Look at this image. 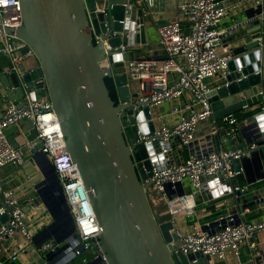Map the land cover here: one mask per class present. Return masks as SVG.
Segmentation results:
<instances>
[{"label": "water", "instance_id": "water-1", "mask_svg": "<svg viewBox=\"0 0 264 264\" xmlns=\"http://www.w3.org/2000/svg\"><path fill=\"white\" fill-rule=\"evenodd\" d=\"M21 6L24 26L18 35L35 58L21 65L25 72L23 81L30 84L27 89L16 74H3L0 70L3 88L8 90L6 99L15 101L17 96L21 99L18 107L23 106L26 93L33 100L51 101L68 152L94 208L100 227L98 246L108 264H213L201 254L171 256L167 245L178 241L175 226L170 220H157L145 192L150 185L144 182L152 175L149 158L155 151L141 146L132 154L123 131L126 121L133 136L138 129L144 134L155 130L154 123H145L150 119L149 109L131 90L127 75L121 70L131 48L145 43L146 13L152 18L168 9L177 11L179 0H141V4L138 0H21ZM245 12L258 29L236 39L244 43L233 51L236 59L224 78L226 84L213 89L209 99L219 128H225V117L242 111L244 102L255 108L236 138L230 134L231 129L218 134L227 150L256 146L251 158L234 163V170L241 173L237 179L254 185L264 182V97L260 95L264 87V3L250 5ZM106 44L113 49L125 47L127 51L117 55L112 51L109 67L103 63ZM11 67L9 62L7 70ZM239 67H243L242 74L247 78L237 83ZM30 69L33 71L28 73ZM259 70L263 74L255 75ZM39 80L43 83L36 85ZM107 80L116 86L118 104L111 97ZM120 101L126 105L121 106ZM123 110L126 116L120 119ZM6 134L16 149L20 147L19 135H27L28 142L37 138L30 121H21ZM217 136L213 137L214 143ZM41 148L42 143H38L29 152L23 150L25 158L32 155L42 176L36 192L53 220L36 238L44 236V242L62 244L61 224L68 220L75 232L74 222L55 168ZM260 187L255 191L259 199L246 203L241 196L237 199L239 207L264 206V184ZM40 202L37 198V206ZM8 221L7 214L1 216L0 227ZM75 238L78 239L76 234ZM51 256H39L42 262L35 264H53ZM249 264H264V248L253 254Z\"/></svg>", "mask_w": 264, "mask_h": 264}, {"label": "built area", "instance_id": "built-area-1", "mask_svg": "<svg viewBox=\"0 0 264 264\" xmlns=\"http://www.w3.org/2000/svg\"><path fill=\"white\" fill-rule=\"evenodd\" d=\"M230 1L192 0L181 5L176 19L158 29L164 59L124 60L121 70L127 75L131 90L139 94V101L149 109L150 119L145 122L147 125L154 123L153 110L156 107L166 102H181L170 113L176 119L172 126L155 127L153 132L147 134L138 129L133 136L131 126L126 121L123 131L132 154L141 146L152 147L155 151L149 158L152 161V175L144 182V185H150L145 188V192L157 220H170L175 226L174 233L178 241L167 245L171 256L178 253L185 256L201 254L209 257L213 264L216 261H226L230 256L240 261L242 246L251 244L264 231V221L243 222L237 211L221 214L203 226L185 229L187 219L198 214L197 194L205 191L213 200L229 195L238 199L249 193L251 186L233 184L241 174L234 170V163L251 158L256 146L227 150L223 144L217 146L213 142V137L219 134V128L213 121L214 114L209 99L213 89L209 87L208 81L219 75L226 78L230 64L236 59L232 54L220 52L225 39L234 32L232 28L222 30L220 27L229 13ZM244 1L251 6L264 3V0ZM138 2L141 4V0ZM23 26L21 0H0V52L12 65L6 74H16L21 86L27 89L30 84L23 81L25 72L21 70V65L33 60L35 54L18 35ZM240 27L241 25H236L234 29ZM105 51L103 63L106 67L111 65L112 51L115 55L127 52L125 47L113 49L108 44ZM242 70L243 67L236 69L240 74L236 79L237 83L247 78ZM32 71L30 69L27 72ZM254 74L262 75L263 70ZM41 83L43 82L40 80L35 82L36 85ZM0 89H4L1 80ZM260 95L264 97V87ZM22 103L23 106L18 107L12 102L0 116V171L9 165H25L23 150L29 152L38 143H42L41 153L55 168L75 232H72L68 220H64L59 231V237L64 238L62 244L44 242V236L36 238L28 226L27 212L19 198L13 191L5 190L0 179V217L5 214L9 217V221L0 227V255L6 254L8 261L0 260V264L17 261L26 249L38 244L37 253L42 257L52 255L50 259L53 264H68L78 258H81L82 264H108L105 254L98 246L100 227L94 208L77 165L68 152L66 138L51 101L47 98L33 100L26 93ZM120 105L124 106L126 103L120 101ZM250 109L244 102L240 112L242 114H232L223 119L225 127L231 129L230 134L235 138L238 130L246 125L244 116ZM124 116L126 113L123 110L120 119ZM21 121L32 123L37 131V138L34 142H28L25 135H20L17 138L20 147L16 149L6 131L18 126ZM210 121V133L200 139V127ZM140 125L137 124L138 127ZM176 148L189 149L190 156L177 162ZM185 181L189 182L191 192H186ZM36 203L37 199H32L29 202L30 208H35ZM180 221L183 224L180 225ZM42 231L43 227H40L37 234ZM7 241L11 243V247L5 246ZM91 252L92 259L83 256Z\"/></svg>", "mask_w": 264, "mask_h": 264}, {"label": "crops", "instance_id": "crops-1", "mask_svg": "<svg viewBox=\"0 0 264 264\" xmlns=\"http://www.w3.org/2000/svg\"><path fill=\"white\" fill-rule=\"evenodd\" d=\"M192 0H179V7L185 3H189ZM229 13L223 19L220 24L222 30L233 29L234 32L230 37L225 39L223 45L220 48V52L222 54H232L233 51L238 49L244 42L236 41L241 35H247L254 30L258 29L253 25V21L247 17L246 10L250 5H246L244 0H231L229 2ZM178 7V9H179ZM178 16V10L173 11L172 9H168L165 12H160L158 14H153L152 18H150L149 14L146 13V22H145V43L135 45L131 48L129 55L125 58V60H133V59H151L160 61L164 59V53L161 50L160 46V38L158 34L159 27L167 24L170 21H173ZM241 25L240 28L234 29V26ZM235 56V55H234ZM8 58L0 52V70L3 74L7 71ZM226 82L224 77L219 75L208 81V85L211 89H216L217 87L225 85ZM7 89H0V116L5 111L6 107L11 104L20 103L21 99L16 96L15 101L11 99H6L7 97ZM173 108L181 104V102H173ZM164 105V104H163ZM156 107L154 112V124L155 127H161L163 125L172 126L176 119L172 115H170L171 111L167 114H160V110L162 106ZM172 108V109H173ZM255 108H251L245 115L250 114ZM239 114H242L238 112ZM213 121H215L213 119ZM218 126V122L215 121ZM212 128V121L203 124L198 132V137L201 139L203 136L210 133ZM219 128V127H218ZM230 128H219V132H228ZM20 136V135H19ZM18 136V137H19ZM27 138V135H25ZM17 137V138H18ZM221 136H217L215 139V143L219 146L222 143ZM225 148L226 146L223 145ZM28 155V154H27ZM26 155V163L23 166H12L9 165L3 168L0 171V179L2 181L3 188L5 190L13 191L17 197L19 198L21 205L25 208L27 212V223L30 230L35 234H37V230L40 227H43V230L46 229L49 225L52 224L53 220L51 216L45 211L42 203L36 192V186L42 181V176L37 169L36 165L33 162L32 155L29 154L27 158ZM190 156L189 149H175V158L177 162H182ZM234 185H247L248 181H240L238 179L233 181ZM264 182H257L254 185L250 186L248 195H245L243 198L244 202L253 203L259 199V196L255 193L256 188H261ZM184 188L186 192H191V186L189 182H184ZM258 188V189H259ZM40 202L39 206L35 208H30L29 202L32 199H37ZM196 201L198 204V214L192 218L187 219L185 229L191 230L194 227L203 226L208 222H212L219 215L226 214L229 212L237 211L240 217V220L243 222H251V223H261L264 221V206L259 205H250L246 208L239 207V203L237 199L232 196H226L218 200H213L208 193L203 191L200 194L196 195ZM29 208V210H28ZM204 210V213L200 211ZM39 217V219L37 218ZM33 219V220H31ZM183 224V221H180V225ZM7 247H11V243L7 241L5 244ZM264 248V231L257 235L256 239L251 244H246L241 248V257L240 261L235 257L230 256L226 261L214 262V264H249L253 254L256 255L258 251ZM39 254L37 253V246H33L31 248L26 249L15 262H8L7 264H35L33 261L34 257H37ZM40 256V255H39ZM85 258L92 259L93 254L86 253L83 255ZM1 261H8L6 254L1 253L0 255ZM62 262V261H61ZM65 262V261H64ZM68 264H82L81 258L75 259Z\"/></svg>", "mask_w": 264, "mask_h": 264}, {"label": "trees", "instance_id": "trees-1", "mask_svg": "<svg viewBox=\"0 0 264 264\" xmlns=\"http://www.w3.org/2000/svg\"><path fill=\"white\" fill-rule=\"evenodd\" d=\"M107 86L110 90L111 93V97L112 99L117 102V104L119 103V95H118V91L116 89V86L114 84V82L112 80H107ZM251 115L247 114L244 116V118H249Z\"/></svg>", "mask_w": 264, "mask_h": 264}, {"label": "rangeland", "instance_id": "rangeland-1", "mask_svg": "<svg viewBox=\"0 0 264 264\" xmlns=\"http://www.w3.org/2000/svg\"><path fill=\"white\" fill-rule=\"evenodd\" d=\"M173 108V104L170 102H166L164 103V105L162 106V109L160 110V114H167L169 113ZM240 110V108L238 109ZM29 157V154L27 155V158ZM39 219V217H37ZM33 220V219H31ZM34 262L39 261L42 262L41 258L39 257V255L37 257H34L33 259Z\"/></svg>", "mask_w": 264, "mask_h": 264}]
</instances>
